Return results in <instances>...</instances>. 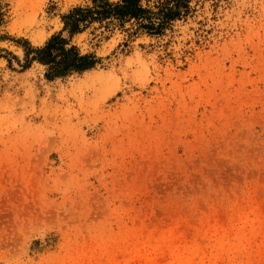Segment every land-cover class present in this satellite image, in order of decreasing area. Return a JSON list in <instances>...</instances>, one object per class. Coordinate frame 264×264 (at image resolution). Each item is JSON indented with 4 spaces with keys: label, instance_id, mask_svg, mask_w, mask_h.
I'll return each mask as SVG.
<instances>
[{
    "label": "rangeland",
    "instance_id": "rangeland-1",
    "mask_svg": "<svg viewBox=\"0 0 264 264\" xmlns=\"http://www.w3.org/2000/svg\"><path fill=\"white\" fill-rule=\"evenodd\" d=\"M80 2L0 0V264H264V0L21 68Z\"/></svg>",
    "mask_w": 264,
    "mask_h": 264
},
{
    "label": "trees",
    "instance_id": "trees-1",
    "mask_svg": "<svg viewBox=\"0 0 264 264\" xmlns=\"http://www.w3.org/2000/svg\"><path fill=\"white\" fill-rule=\"evenodd\" d=\"M80 1L58 15L60 28L40 45L26 42L21 68L37 63L47 80L79 74L94 68L100 57L80 51L72 41L74 36L87 33L91 39H107L115 30L125 33L127 39L138 32L160 36L174 21L184 20L191 12V0Z\"/></svg>",
    "mask_w": 264,
    "mask_h": 264
}]
</instances>
